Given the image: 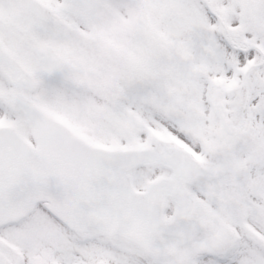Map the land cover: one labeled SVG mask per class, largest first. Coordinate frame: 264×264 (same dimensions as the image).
<instances>
[{"label": "snow or ice", "instance_id": "snow-or-ice-1", "mask_svg": "<svg viewBox=\"0 0 264 264\" xmlns=\"http://www.w3.org/2000/svg\"><path fill=\"white\" fill-rule=\"evenodd\" d=\"M0 264H264V0H0Z\"/></svg>", "mask_w": 264, "mask_h": 264}]
</instances>
